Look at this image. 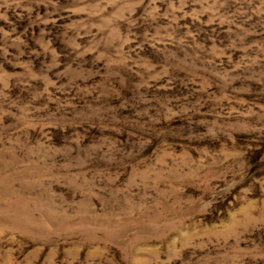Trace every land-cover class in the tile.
I'll list each match as a JSON object with an SVG mask.
<instances>
[{
	"label": "rangeland",
	"instance_id": "rangeland-1",
	"mask_svg": "<svg viewBox=\"0 0 264 264\" xmlns=\"http://www.w3.org/2000/svg\"><path fill=\"white\" fill-rule=\"evenodd\" d=\"M0 264H264V0H0Z\"/></svg>",
	"mask_w": 264,
	"mask_h": 264
}]
</instances>
